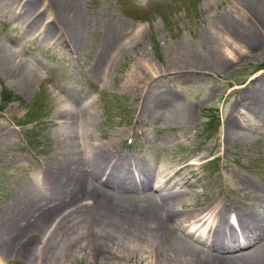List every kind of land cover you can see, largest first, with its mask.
I'll return each mask as SVG.
<instances>
[{
    "label": "rangeland",
    "instance_id": "obj_1",
    "mask_svg": "<svg viewBox=\"0 0 264 264\" xmlns=\"http://www.w3.org/2000/svg\"><path fill=\"white\" fill-rule=\"evenodd\" d=\"M43 4L39 1L38 10L47 21L51 15ZM77 6L87 26L81 29L82 35L79 32L82 45L78 48L61 41L53 27L46 30L52 36L30 29L23 18H17L18 5L0 9V221L7 217L6 213L2 217L1 206L21 187L33 184L38 192L47 193L43 174L54 166L52 159L59 151L57 128L63 126L52 124L54 108L61 101L72 105V98L90 110L88 132L94 140L78 139L87 156L93 144L106 143L112 156L143 160L150 169L165 168L171 173L180 166L176 179L170 175L159 184V191L186 196L188 200L177 207L181 212L190 213L209 196L229 199L245 177L254 183L264 180V114L260 118L250 113L238 117L249 138L226 139L224 134V120L239 106L234 105L239 94L247 92L252 79L264 73V48L250 51L215 22L222 12L243 19L245 10L236 0H82ZM106 29L111 31L103 36ZM261 35L264 39V29ZM213 39L222 44L227 64L211 71L203 67L202 60ZM100 42L117 48L105 62L104 72L90 69L104 49H99ZM2 47L11 53L6 62ZM23 61L30 68L26 91L16 80L20 76L17 67ZM12 63L17 66L11 67ZM178 66L183 70L175 72ZM147 94L151 99L145 100ZM158 96L173 107H190L191 117L179 118L183 123L179 126L170 104L162 102L155 107ZM208 121L213 125L207 126ZM213 157L219 161L208 162ZM188 162L192 166L185 165ZM242 192L238 212L259 213L260 193ZM229 213L234 218L233 211ZM231 218L237 230L238 224ZM183 219L181 225H187L189 219L185 224ZM192 228L182 230L191 234L197 246L209 251L205 234L199 230L192 233ZM84 243L81 239L77 244H83L84 250L77 249L63 263L156 264L149 250L139 246L101 259L88 252ZM232 251L227 253H236ZM5 264L29 263L17 257L5 260Z\"/></svg>",
    "mask_w": 264,
    "mask_h": 264
},
{
    "label": "bare ground",
    "instance_id": "obj_2",
    "mask_svg": "<svg viewBox=\"0 0 264 264\" xmlns=\"http://www.w3.org/2000/svg\"><path fill=\"white\" fill-rule=\"evenodd\" d=\"M39 1H44V11L48 10L51 15L47 21L42 20L38 10ZM80 1L82 0H0V9L18 5L17 18H23L30 29H41L43 36H52L46 30L53 27L54 34L61 41L78 48L82 45L79 32L81 34V29L87 27L81 20V11H78ZM236 2L245 10L243 19L222 12L215 17L216 24L234 41L251 48L250 51L263 49L261 32L264 29V0ZM109 30L106 29L103 36H108ZM213 41L215 47L214 44L210 45L211 49L206 51V57L202 60L203 67L211 71L223 69L227 64L224 62L222 44L218 40ZM107 42L106 45L99 43V49L101 46L104 49L100 50L90 69L102 71L112 52L115 53L117 48L113 49ZM2 48L3 61L6 62L11 53L8 48ZM113 59L111 56L110 60ZM19 63L17 68L20 76L16 80L23 91H26L29 88L27 68L29 71L30 68L24 61ZM182 67L178 66L174 69L175 72ZM250 84L252 86L249 90L239 94L240 97L234 104L239 106L233 108L224 120L226 139H241L243 135L249 138L244 134L238 117L250 113L259 115L256 117L260 118V114H264V73L255 76ZM151 97L147 94L145 100ZM61 102L55 106L52 118V124H63L57 128L59 151L54 153V166L48 167L49 171L43 174L47 193L38 192L37 185L27 184L15 195L9 196L1 206L2 217L5 213L7 217L0 221V264L17 257H23L29 264H64L63 261L77 249H85L83 244L77 245L81 243V239L85 240L84 245H88V252L101 259L117 255L120 251L129 252L133 246H139L149 250L156 264H264V180L254 183L245 177L238 181L240 188L229 199L209 196L207 200L204 198L206 201L195 205L190 213L181 212L177 207L188 200L186 196L176 191H159L162 181L173 174L175 178L180 169L179 164V168L171 173L169 170L165 171L164 167L150 169L143 160L112 156L110 145L108 147L106 143L93 144L87 156L78 139L82 137L87 142L93 139V134L88 132L87 115L90 110L88 111L87 104L84 106L73 98L72 105ZM162 102L170 104L166 98L158 96L155 107ZM172 105H169L171 113L178 125L182 126L179 118L191 117V108H181L182 105L176 108ZM189 164L192 163L185 165ZM240 191L260 193L259 213L251 215L238 212L237 205L243 203L238 199L243 197ZM51 201L54 202L48 205ZM230 211H233L234 218H231ZM186 213H189L188 216H185ZM184 216L185 220L189 219L187 225H181ZM230 218L237 222L238 231ZM21 222L23 224L20 226ZM189 226L193 227L192 233L199 230L205 234L204 240L208 242L209 251L197 246L189 232H183L182 228ZM234 249L235 254L227 253Z\"/></svg>",
    "mask_w": 264,
    "mask_h": 264
},
{
    "label": "trees",
    "instance_id": "obj_3",
    "mask_svg": "<svg viewBox=\"0 0 264 264\" xmlns=\"http://www.w3.org/2000/svg\"><path fill=\"white\" fill-rule=\"evenodd\" d=\"M236 82H238V81H236ZM206 111H209V109H206ZM211 118H212V117H211ZM213 123H214L213 121H208V123H206V125H207V126H209V125L212 126ZM212 161H217V159H214V160H212Z\"/></svg>",
    "mask_w": 264,
    "mask_h": 264
}]
</instances>
